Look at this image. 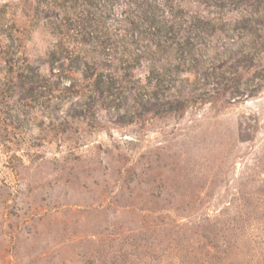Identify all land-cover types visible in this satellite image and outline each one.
<instances>
[{"label":"rangeland","instance_id":"obj_1","mask_svg":"<svg viewBox=\"0 0 264 264\" xmlns=\"http://www.w3.org/2000/svg\"><path fill=\"white\" fill-rule=\"evenodd\" d=\"M0 264H264V0H0Z\"/></svg>","mask_w":264,"mask_h":264},{"label":"trees","instance_id":"obj_2","mask_svg":"<svg viewBox=\"0 0 264 264\" xmlns=\"http://www.w3.org/2000/svg\"><path fill=\"white\" fill-rule=\"evenodd\" d=\"M241 1H243V0H236V2H238V3H241Z\"/></svg>","mask_w":264,"mask_h":264}]
</instances>
